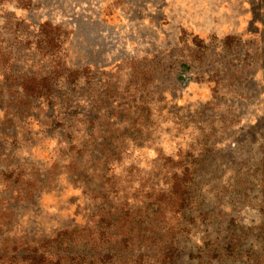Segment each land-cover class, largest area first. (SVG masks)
<instances>
[{"label":"rangeland","instance_id":"obj_1","mask_svg":"<svg viewBox=\"0 0 264 264\" xmlns=\"http://www.w3.org/2000/svg\"><path fill=\"white\" fill-rule=\"evenodd\" d=\"M127 210L135 264L153 223L174 264H264V0H0V264Z\"/></svg>","mask_w":264,"mask_h":264},{"label":"trees","instance_id":"obj_2","mask_svg":"<svg viewBox=\"0 0 264 264\" xmlns=\"http://www.w3.org/2000/svg\"><path fill=\"white\" fill-rule=\"evenodd\" d=\"M27 93H34L38 87L32 83L25 85ZM160 198L156 199L158 211L162 212V220L166 218L165 213L169 208L182 210L186 200L184 187L181 182L175 181L171 184L169 192L159 194ZM118 213V211H116ZM135 215L131 211L119 213L116 221H111L113 213L106 217L104 221H100L99 227L88 232L80 231L79 228H65L58 231L53 239H47L43 242L32 241L27 246L23 260L25 264H135L132 260L134 244L140 242L144 234L135 229ZM148 229L150 234L147 237L154 236V241H158V249L156 261L152 264H174L173 254L175 247V239L177 237V223L174 225L153 223ZM146 235V234H145ZM140 237V238H139ZM156 237V238H155ZM86 244V248L80 251L56 254L53 247L56 243L65 242L68 246L74 243V240ZM147 239V238H145ZM54 241H56L54 243ZM55 248V247H54ZM57 255V257H55ZM145 255H140V259L136 264L144 262ZM113 264V263H112Z\"/></svg>","mask_w":264,"mask_h":264}]
</instances>
